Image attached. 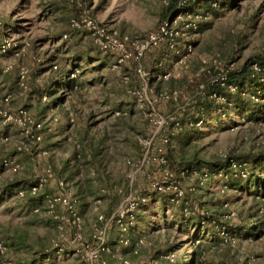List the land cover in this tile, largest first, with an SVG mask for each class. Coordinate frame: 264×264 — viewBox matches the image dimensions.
Segmentation results:
<instances>
[{"label": "rangeland", "instance_id": "obj_1", "mask_svg": "<svg viewBox=\"0 0 264 264\" xmlns=\"http://www.w3.org/2000/svg\"><path fill=\"white\" fill-rule=\"evenodd\" d=\"M208 1L169 31L174 50L165 40L117 65L121 54H102L84 20L143 39L178 0H0V45L10 44L0 106L9 96L6 109L44 125L35 143L27 127L0 122V263L187 264L204 248L206 264H264V233L242 231L264 220V198L205 164L264 154L263 67L235 92L207 95L209 83L264 62V0ZM163 182L179 201L152 190ZM208 200L213 208L200 205Z\"/></svg>", "mask_w": 264, "mask_h": 264}, {"label": "built area", "instance_id": "obj_2", "mask_svg": "<svg viewBox=\"0 0 264 264\" xmlns=\"http://www.w3.org/2000/svg\"><path fill=\"white\" fill-rule=\"evenodd\" d=\"M191 14L188 12H182L178 13L175 16H173L171 19H167L164 21V23L159 28L158 32L155 34H149L143 39H131L128 36H122L119 35L115 30H108L103 25H98L95 22H93L90 19H85L84 23L87 26L88 30L91 32V36L93 37V41L95 45L98 47L100 52L102 54H121L119 55V58L116 62L117 65H121V63L125 59H132L134 61H138L142 58L143 54L150 50L157 48L162 42L167 40L168 47L170 49H175V43L173 42V35L172 33H169L170 30H172V27L174 25L180 24L183 20H188V18H191ZM74 27H78L77 23L73 24ZM185 28H188L190 30L196 29V24L193 22V20H189L187 24L184 25ZM174 43V44H173ZM131 46L134 50V52H128L126 51L127 46ZM10 47V44L7 42H4L0 45V51L5 53L6 48ZM179 62H182V59H180ZM251 69L253 73L260 71V66L257 62L251 64ZM139 74H141V71H137ZM142 77L147 76V74H141ZM169 76L168 74L164 75L163 78H166ZM127 78H125L126 80ZM157 79H160V76H157ZM24 80H25V74L24 72L21 73L19 76V87L24 89ZM216 82L220 83L221 86L225 87L231 92H235L237 90V87L233 84L226 83V78L222 77L216 80ZM175 96V93L173 96H169L173 98ZM165 97V98H169ZM9 96H6L3 98L2 106H0V122L3 123H14L19 126H25L28 129L26 130L27 135L30 136L31 140H33L35 143H39L41 140V131L43 130V123L41 122H35L27 110L20 108L16 110L15 112H11L8 109L5 108V106L9 103ZM53 121H56V119H53ZM164 143L168 142V139L163 140ZM150 155L148 153H145L143 156L142 162L148 163L150 160ZM158 161L164 163V157L159 156ZM60 186L63 184L60 183ZM152 190L155 193H162L166 191L173 192L175 199L172 201H179L182 197V192L178 189L177 186H173L171 183H154L151 186ZM37 190V187L31 188L32 193L34 194ZM139 202L144 203V199H140ZM138 203H130V210L135 209ZM101 252H108L107 247H101ZM0 264H6V262H1ZM125 264H128V262H125Z\"/></svg>", "mask_w": 264, "mask_h": 264}, {"label": "trees", "instance_id": "obj_3", "mask_svg": "<svg viewBox=\"0 0 264 264\" xmlns=\"http://www.w3.org/2000/svg\"><path fill=\"white\" fill-rule=\"evenodd\" d=\"M200 1L202 3H200ZM208 3H209L208 0H178V2L172 4L168 8V11L166 12V19L167 18L171 19L176 14L189 11L190 9L195 8L196 6H198V8L194 12H191V15H197L201 12L202 7H204V5H207ZM161 46L162 44L157 48H160ZM157 48H154V49H157ZM257 63L261 67H263V71H264V62L260 60V61H257ZM251 64L252 63L246 64L242 66L239 70L228 73L225 76L226 83L233 84V85H241L244 80H251V78L254 75L251 69ZM223 91L224 89L220 86V83H217V82L213 84L209 83L207 95H211V94L224 95L225 92ZM240 95L241 94L239 93L236 96L238 97V100L242 99V96ZM212 102H214V100L205 99V101L199 103L198 105L200 106V108L208 109L209 107L212 106ZM53 103H55V101H53ZM260 163H262L263 166L262 168H260V173L257 174L255 172V166L259 165ZM205 164L209 165L210 167L223 170L225 171V173L232 175L235 178L234 180H236L237 182V186H236L237 188L241 187L244 181L246 182L244 186L245 185L249 186L251 183H253V185L256 187L254 190L255 194L264 198V178H262V174L264 173V154H258V155L256 154L250 164H247V162H243L241 164L239 157L238 158L237 157H227L222 162L217 161V162L205 163ZM243 166L247 168H243ZM242 175L244 176L245 180L242 179ZM197 189L201 190L202 188L198 186ZM208 203H212L211 204L212 208L215 205L213 200H208L206 202H200V205L203 206ZM215 214H216V211L213 214H210V216H208L207 218L209 220L213 219ZM240 219H241V222H243L242 216H240ZM182 223L183 222L179 224V232H181V229H182L181 227L183 226ZM242 225H243L242 231L247 233L246 234L247 237L260 238L261 235L264 233V220L262 221L256 220L255 222H252L251 220H247L246 224H242ZM250 226H252V228ZM248 228H251V229L247 232L246 230ZM174 239L178 240L179 236L175 235ZM205 257H206V251L204 250V248L203 250L202 248L200 250L194 249L192 251V257L188 260L187 264H206L207 260L205 259Z\"/></svg>", "mask_w": 264, "mask_h": 264}, {"label": "crops", "instance_id": "obj_4", "mask_svg": "<svg viewBox=\"0 0 264 264\" xmlns=\"http://www.w3.org/2000/svg\"><path fill=\"white\" fill-rule=\"evenodd\" d=\"M6 97V96H5Z\"/></svg>", "mask_w": 264, "mask_h": 264}]
</instances>
